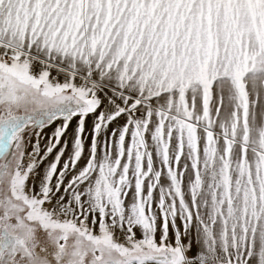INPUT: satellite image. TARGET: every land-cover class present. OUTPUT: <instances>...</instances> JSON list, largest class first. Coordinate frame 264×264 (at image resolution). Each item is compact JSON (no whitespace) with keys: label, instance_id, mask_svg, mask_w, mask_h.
Returning <instances> with one entry per match:
<instances>
[{"label":"snow or ice","instance_id":"snow-or-ice-1","mask_svg":"<svg viewBox=\"0 0 264 264\" xmlns=\"http://www.w3.org/2000/svg\"><path fill=\"white\" fill-rule=\"evenodd\" d=\"M0 264H264V0H0Z\"/></svg>","mask_w":264,"mask_h":264}]
</instances>
